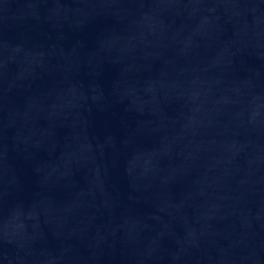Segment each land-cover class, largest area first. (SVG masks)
Masks as SVG:
<instances>
[{
	"label": "water",
	"instance_id": "1",
	"mask_svg": "<svg viewBox=\"0 0 264 264\" xmlns=\"http://www.w3.org/2000/svg\"><path fill=\"white\" fill-rule=\"evenodd\" d=\"M0 264H264V0H0Z\"/></svg>",
	"mask_w": 264,
	"mask_h": 264
}]
</instances>
